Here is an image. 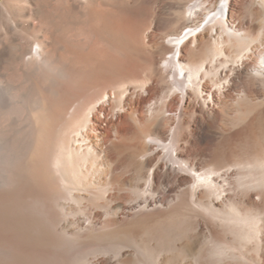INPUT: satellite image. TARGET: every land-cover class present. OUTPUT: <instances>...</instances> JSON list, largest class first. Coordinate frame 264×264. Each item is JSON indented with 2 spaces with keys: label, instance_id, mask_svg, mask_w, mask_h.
<instances>
[{
  "label": "bare ground",
  "instance_id": "bare-ground-1",
  "mask_svg": "<svg viewBox=\"0 0 264 264\" xmlns=\"http://www.w3.org/2000/svg\"><path fill=\"white\" fill-rule=\"evenodd\" d=\"M110 2H0V252L13 253L0 264H87L99 255L107 264H262L264 146L235 160L188 164L176 156L165 112L175 99L181 106L190 95L210 97L204 79L215 87L227 81L229 62L264 71V51L257 65L242 59L264 41V21L255 27L259 14H245L246 0H153L119 22ZM145 92L141 114L151 115L142 120L136 100ZM127 119L136 128L130 134L121 130ZM163 124L168 140L149 131ZM101 130L97 144L92 135ZM151 150L167 158L158 180L159 158L146 173L141 160ZM170 204L184 225L178 240L162 236L149 246L125 228L118 240L97 235L117 224L106 218ZM83 211L89 215L69 225ZM127 250L133 261H120Z\"/></svg>",
  "mask_w": 264,
  "mask_h": 264
},
{
  "label": "rangeland",
  "instance_id": "rangeland-1",
  "mask_svg": "<svg viewBox=\"0 0 264 264\" xmlns=\"http://www.w3.org/2000/svg\"><path fill=\"white\" fill-rule=\"evenodd\" d=\"M1 1L2 0H0V2ZM239 1L240 0H237V2ZM250 1L254 3H251ZM111 2L109 3L111 4L109 7L111 9L113 8V15L116 14L115 16H112L115 21L119 22L130 20L131 17H136L138 13L139 15H141V13L144 14L148 11L147 9H150L149 6H152L153 4V0H111ZM246 2L247 3L243 11H245V14H248L250 10L257 11L259 14V21L258 19L255 21V27H259L262 24L261 21H264V5L261 4V0H246ZM117 18H119V20ZM166 29L177 31L178 26H171V24H167ZM159 32V30L155 31L154 36H156ZM190 44L191 38L186 41L184 47L182 48L181 54L183 57H186L188 53V46ZM263 51L264 41L254 43V45H251L245 50L243 53L244 57H242V59H248L250 62L257 65L263 55ZM226 54H228L227 51ZM198 60V54H193L190 57V61L192 62H197ZM241 62L242 61L240 60L233 64L229 62V69L227 68L225 71L227 81L221 80L222 82H218V86L216 85V87L209 82L208 79H204L207 81V87L210 88V97H206L205 95L200 99L194 98L190 95V99L185 100L181 106L177 104L178 99H175L168 105L169 107L166 109L165 118L169 120V128L172 130V136L170 139L173 146H175L176 156L179 160H184L188 164H197L201 162L203 165H212L218 162L222 163V161L226 160H235V158L239 159L245 157L248 151L256 152L264 146V71L256 76L254 75L252 69H243ZM231 67L240 68L242 73L238 74L235 71L233 72ZM223 81H225V84L227 83V86H229V91L227 92H225L224 88H222ZM219 87L220 89L218 90ZM149 92L143 93L144 95L142 94L136 100V110H138V113L136 112L135 118L142 120L150 119L151 114L149 112L141 114L142 105L149 97ZM121 117L124 119L123 115H121ZM100 120L101 127L105 129L107 127V123L104 116L101 115ZM132 122L133 121L131 119L125 120V123L121 127L122 133L130 134V132L135 131L136 128ZM169 128L168 126H165V124L152 125L149 127V131L158 138L160 137V139L168 140L169 138H167V136ZM101 131V134H98V138L95 137L96 134H91L94 136V141L97 144L99 142L98 139L103 134V130ZM108 146L109 145H104L103 149H107ZM158 158L160 162L158 163V168L155 173V180H158L163 173V162L167 161L164 153L161 150H151L143 157V159H141L145 163L144 171L146 173L147 170L152 167L154 162L158 160ZM2 189H0V192H3L5 188L3 190ZM159 206L160 207L157 205L155 208H141L140 210L134 209V211L129 213L126 216L127 218L125 217L126 219L124 218L123 220H121L122 218H106L102 221L106 225L108 222H112L111 220L117 224L113 226L114 228L110 226V228L107 229H101L102 227L100 224L97 225V228L99 226L101 227L99 228L101 230H98L97 235L103 234L102 238L104 236V239H107L106 235L112 234L107 240H118L120 237L119 230L125 228L131 233L134 232L138 238L143 235L146 236L147 238H144L143 236L144 242L149 246H153L156 242H160V238H162V236H165L166 239L178 240L177 234L182 232L184 225L181 223L182 219L175 216L174 212H172L174 204H170L165 207L164 205ZM72 210L74 209L72 208ZM260 211L263 213L264 208H261ZM20 215L27 217L26 212H20ZM83 215L88 216L89 214L87 211H83L76 214L75 217H69V225L76 222L79 216L82 217ZM170 218L173 219L170 220ZM124 221L127 222V225L118 226L120 222ZM40 227L41 226H39V229ZM118 227L119 229H117ZM97 228L96 226L93 227V229H95L93 230L95 233L92 232L91 235H96ZM114 229L119 232L117 236V232H114ZM111 231L114 233H111ZM67 248L68 246H62L58 248L56 247L54 250L57 249L64 251ZM12 255L13 253L11 252L3 251L0 252V259L5 263H9ZM133 258L134 251L127 250L121 254L120 261H133ZM87 261V264H107L109 258L99 255L95 258L90 257ZM262 261V264H264V257Z\"/></svg>",
  "mask_w": 264,
  "mask_h": 264
}]
</instances>
